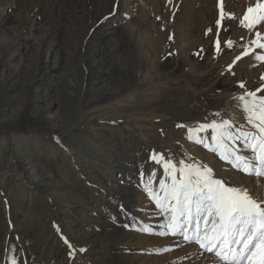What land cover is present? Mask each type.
Masks as SVG:
<instances>
[{
	"label": "rangeland",
	"instance_id": "rangeland-1",
	"mask_svg": "<svg viewBox=\"0 0 264 264\" xmlns=\"http://www.w3.org/2000/svg\"><path fill=\"white\" fill-rule=\"evenodd\" d=\"M254 3L223 0L234 18L218 27L219 0H0V264H213L180 235L142 231L165 219L145 187L165 179L157 154L248 191L258 178L264 206V177L189 139L225 119L251 130L236 98L264 85L250 45L264 24H239ZM193 135L212 145L211 129Z\"/></svg>",
	"mask_w": 264,
	"mask_h": 264
},
{
	"label": "snow or ice",
	"instance_id": "snow-or-ice-1",
	"mask_svg": "<svg viewBox=\"0 0 264 264\" xmlns=\"http://www.w3.org/2000/svg\"><path fill=\"white\" fill-rule=\"evenodd\" d=\"M218 6L220 18L216 23L219 27L222 20L234 17L224 11L223 0H219ZM239 24L250 32L264 24V0H255ZM262 41L264 33L256 30L255 39L250 41V45L264 49ZM226 46L231 48L233 42L226 41ZM214 47L215 53L219 54L221 47L218 34ZM252 51L249 45H245L242 55L247 56ZM239 59L241 56L236 57V60ZM256 59L264 61V55H258ZM233 65H229L227 71L231 72ZM261 80H264V75ZM239 87L244 88V83L241 82ZM260 91H264V85L256 91H245L236 98L251 130H245L241 125L239 130L234 131L233 124L225 119L221 123L200 124L189 132V139H195L196 143L217 153L220 159L237 171L256 177H264V96L257 95ZM208 129L212 132L211 146L203 138L193 135ZM237 142L241 148L235 147ZM151 159L162 165L165 179H161L158 189L153 190L150 175L145 191L165 219L160 225L163 230L159 233H153L150 228L142 231L160 236L180 235L184 241L194 242L200 249L211 253L216 258L213 264H264L262 202L246 188L230 186L226 181L216 178L207 166L180 161L177 167L170 158L165 160L157 154H153ZM65 243L72 247L66 239ZM12 264H16V261L13 260Z\"/></svg>",
	"mask_w": 264,
	"mask_h": 264
},
{
	"label": "bare ground",
	"instance_id": "bare-ground-1",
	"mask_svg": "<svg viewBox=\"0 0 264 264\" xmlns=\"http://www.w3.org/2000/svg\"><path fill=\"white\" fill-rule=\"evenodd\" d=\"M149 13H151L150 12V10H149ZM144 40H145V37L144 36H142L141 37V43H143L144 42ZM173 45L171 44V43H166V44H162L161 46H159L158 47V51H157V56L159 57L160 56V58H163V59H165V56H167V54L168 53H170V52H172L173 50ZM155 71H157L158 69L157 68H155L154 69ZM153 70V71H154ZM234 111V114H235V120H236V122L238 123H240L241 121H242V118H241V115H240V113L236 110V109H234L233 110ZM230 175V174H229ZM232 175H234V174H232ZM248 177V176H247ZM257 178V177H256ZM253 179H255V178H253ZM253 179H251L250 177L249 178H246V181H248V185L249 186H252L253 187V189L255 190V191H253V190H251V191H249V193L253 196V197H257V199H262V197L259 195V192H262V189L260 188V186L259 185H257V186H254L253 185ZM259 179L257 178V179H255L254 180V182L256 181V183H259L260 181H258ZM255 183V184H256ZM262 187V186H261ZM256 189H257V191H256ZM263 192H264V190H263ZM254 194H256V195H254ZM259 201H261V200H259ZM178 241V240H177ZM180 241V240H179ZM192 248V247H191ZM199 248V247H198ZM197 247H195V251L196 252H198V253H201V255H203V256H206L207 258L208 257H210V258H215L211 253H207V252H205L204 250H202V249H198ZM191 252V251H190ZM198 257V256H197ZM199 259H200V257H199ZM205 259V258H204ZM197 260V259H196ZM201 261H202V259H200ZM216 260V259H215ZM206 262V261H205ZM200 263V262H199ZM207 264V263H206ZM209 264V263H208Z\"/></svg>",
	"mask_w": 264,
	"mask_h": 264
}]
</instances>
